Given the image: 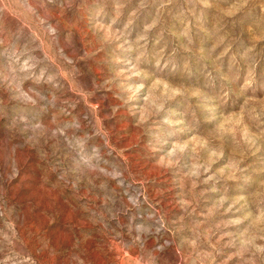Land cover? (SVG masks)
<instances>
[{"label": "rangeland", "instance_id": "374dc122", "mask_svg": "<svg viewBox=\"0 0 264 264\" xmlns=\"http://www.w3.org/2000/svg\"><path fill=\"white\" fill-rule=\"evenodd\" d=\"M0 264H264V0H0Z\"/></svg>", "mask_w": 264, "mask_h": 264}]
</instances>
